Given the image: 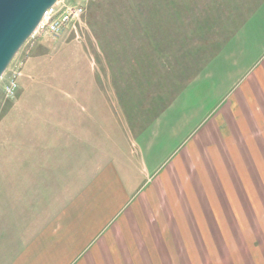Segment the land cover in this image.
<instances>
[{
    "label": "rangeland",
    "instance_id": "1",
    "mask_svg": "<svg viewBox=\"0 0 264 264\" xmlns=\"http://www.w3.org/2000/svg\"><path fill=\"white\" fill-rule=\"evenodd\" d=\"M66 6L80 7L81 15L56 36L34 32L0 78V152L11 140L26 141L28 125L55 126L50 119L55 112L92 111L100 125L107 127L113 126L116 115L115 128L120 123L132 137L173 105L186 102V108L190 105L197 116L204 114L218 105L220 98L214 95L219 96L228 84L229 93L235 85L230 78L236 72H221L226 66L235 68L236 52L242 46L245 53L260 51L261 59L264 56V11L258 13L264 0H60L59 7ZM257 62L250 61L249 66ZM11 81L16 87L10 99L5 87ZM229 97L207 121L212 129L207 133L214 140L201 135V129L193 137L196 157L183 161L181 174L194 182L179 184L178 173L169 169V180L175 182L169 184L171 191L195 190L200 202H214L213 211L218 214L209 216L206 222L211 224L199 225L201 212L208 209L197 206L192 231L176 232L167 221L163 259L158 264H264V116L257 119L259 127L241 131L233 118L235 111L229 109ZM175 114L179 112H169L165 124L173 125ZM117 132L105 128L106 134L99 138L103 150L108 149L110 135ZM160 144L167 151L165 136ZM245 192L261 198L242 208L237 199L228 198L226 209L215 204L226 200L225 193L244 197ZM145 223L152 226L149 238L159 241L160 231L155 230L150 215ZM136 226L132 222L128 233L115 228L114 242L121 246L109 255L107 242L102 241L98 263L83 264H112V258L116 264H134L121 259L126 253L124 234L135 242L133 250L144 251ZM187 234L195 246H185Z\"/></svg>",
    "mask_w": 264,
    "mask_h": 264
},
{
    "label": "crops",
    "instance_id": "2",
    "mask_svg": "<svg viewBox=\"0 0 264 264\" xmlns=\"http://www.w3.org/2000/svg\"><path fill=\"white\" fill-rule=\"evenodd\" d=\"M262 11L264 6L258 13ZM248 52L245 53L242 46L236 52L235 68L226 66L228 69L221 72L234 71L237 74L230 78V82L235 80L230 90L234 89L232 96L227 93L228 84L219 96L214 95L220 98L218 105L198 116L190 110V105L186 108V102L184 106L182 103L173 105L136 137H132L120 123L118 129L115 128L116 115L112 116L113 126L107 127L100 125L95 112L84 110L51 113L53 117L50 119L55 124L52 128L36 123L28 125L26 141L11 140L7 149L0 152V264L98 263L100 243L107 242L109 255L112 251L114 253L121 244L114 242L113 231L122 229L128 233L132 222L136 223L141 234L144 251L139 254L133 250L135 242L127 240L128 235L124 234L126 253L121 261L158 264L163 259V231L167 221H171L176 232L192 231L191 227L197 223L194 210L197 206L206 208L207 205L208 210L201 212L198 223L211 224L206 222L210 221L209 216L218 214L213 211L214 202H200L195 190L171 191L169 184L175 182L169 180V169L178 173L176 182L179 184L194 182L181 174L183 161L188 156L192 161L196 157L197 146L193 137L201 129V135L214 140L207 133V130L212 132L207 121L223 107L229 96V109L235 111L233 118L239 123L236 126L241 131L254 125L259 127L257 119L264 116L259 110L261 107L264 113V107L259 105L264 104V56L261 59L260 51ZM257 60L259 64L249 66L250 61L255 63ZM62 99L69 101L65 97ZM173 110L179 114H175L176 120L170 122L173 125L168 126L165 124L167 115ZM41 114L39 112L36 117ZM105 128L118 130L114 136L110 135L107 150H103L99 141L100 136L106 134ZM163 136L167 151H163L160 144ZM226 195V200L215 202L218 209L228 207V198L237 199L239 208L247 203L253 205L252 200L261 198L246 192L244 197L237 193L236 197ZM243 198L250 201H239ZM220 214L226 215L227 212ZM149 215L155 230L160 231L159 241L149 238L152 226L145 223ZM189 236L187 234L185 246H195ZM176 239L174 245L177 246L179 239ZM155 247L161 248L159 253ZM186 254L190 260L191 255ZM110 262L116 264L118 261L112 258Z\"/></svg>",
    "mask_w": 264,
    "mask_h": 264
},
{
    "label": "water",
    "instance_id": "3",
    "mask_svg": "<svg viewBox=\"0 0 264 264\" xmlns=\"http://www.w3.org/2000/svg\"><path fill=\"white\" fill-rule=\"evenodd\" d=\"M58 1L0 0V78L46 11Z\"/></svg>",
    "mask_w": 264,
    "mask_h": 264
},
{
    "label": "built area",
    "instance_id": "4",
    "mask_svg": "<svg viewBox=\"0 0 264 264\" xmlns=\"http://www.w3.org/2000/svg\"><path fill=\"white\" fill-rule=\"evenodd\" d=\"M59 2L60 1L46 11L34 32L56 36L62 32L71 21L77 19L81 15L82 9L80 7H59ZM14 87H16V85H14L13 81L5 87V95L7 98H13Z\"/></svg>",
    "mask_w": 264,
    "mask_h": 264
}]
</instances>
